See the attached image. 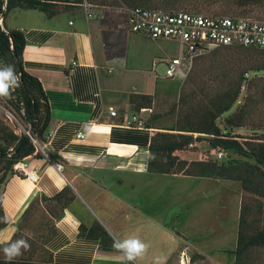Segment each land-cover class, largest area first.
<instances>
[{"label": "crops", "instance_id": "obj_1", "mask_svg": "<svg viewBox=\"0 0 264 264\" xmlns=\"http://www.w3.org/2000/svg\"><path fill=\"white\" fill-rule=\"evenodd\" d=\"M89 3L87 9L82 4L57 3L52 14L15 7L4 16L6 30L24 35L22 69L42 85L50 112L45 137L51 131L53 137L46 148L48 156L35 151L26 156L27 171L36 174V181L16 173L7 179L2 195L7 224L0 229V241L12 237L36 195L53 196L67 186L73 198L54 222L56 232L45 244L51 264H127L119 250L101 249L98 240L80 235L81 225L90 228L95 223L113 240L134 236L150 248L160 239L159 230L170 236L168 250L162 242L160 250L147 249L135 264H151L157 253H162L164 264H180L182 249L189 258L198 253L204 256L192 264H234L235 258L217 260L213 251L185 236L184 230L191 224L189 214L179 217V213L173 222H167L159 194H186L182 186L193 183L190 188L194 186L196 194L212 199L236 194L240 209V186L232 181L148 170L153 133L173 123H159L160 115L153 112L155 98L150 107L136 111L126 94L141 88L135 94L153 95L151 85L143 88L144 73L152 71L128 65L123 52L128 34L146 36L128 29L127 12L121 6L112 10L106 4ZM153 66L151 61V69ZM108 106L116 115L108 113ZM133 116L142 122L140 126ZM236 132L243 133L241 129ZM55 162L61 164L60 170ZM160 182L167 184V190H160ZM222 214L223 220L225 209ZM218 222L212 227L224 230L223 222ZM235 246L236 239L230 245H218L216 254L232 253Z\"/></svg>", "mask_w": 264, "mask_h": 264}, {"label": "trees", "instance_id": "obj_2", "mask_svg": "<svg viewBox=\"0 0 264 264\" xmlns=\"http://www.w3.org/2000/svg\"><path fill=\"white\" fill-rule=\"evenodd\" d=\"M94 3L123 7H150L149 0H91ZM262 0H243L241 3H257ZM83 0H0V60L1 68L11 65L20 77V86L8 97L0 99L21 114V120L29 125L32 136L45 140V132L50 121L49 105L40 81L24 71L17 69L14 54L22 64V52L25 38L18 30H6L3 19L8 11L15 7L39 9L52 14L57 3L81 4ZM158 7V6H154ZM198 5L183 9L200 12ZM174 10V9H165ZM2 13L4 15L2 16ZM233 48H251L264 54V49L256 47L223 46ZM189 57L185 58L187 61ZM183 61V62H184ZM22 66V65H21ZM264 71V61L257 64L253 73ZM171 85L162 91L179 92V78L168 77ZM247 71H243L237 80L218 88L209 89L202 82L192 80V85L179 93L178 102L188 104V110L176 119L170 128H161L152 135L148 146L147 168L154 173L186 174L203 176L214 180L239 183L241 189L256 196L254 202L242 199L240 202L237 226L236 246L232 250L234 264H247L249 253L255 248L264 247V125H254L249 121L251 105L258 103L256 94L264 97V85L256 87L248 83ZM202 83V84H201ZM256 91V92H255ZM153 95L135 94L129 96L136 111L141 107H150ZM235 110L228 113L232 107ZM238 129H248L254 136L236 134ZM27 135L15 132L3 116L0 115V229L6 226L7 219L2 208V195L7 179L14 174L13 164L32 154L35 150ZM22 144L19 148L18 146ZM192 144V146H189ZM18 148V149H17ZM224 155L217 158L216 152ZM73 193L64 187L53 196L36 195L20 216L17 230L12 240L25 238L30 250L12 261L6 260L0 244V264H51V254L46 250L47 240L56 232L54 222L59 219ZM37 219V224L33 220ZM80 235L99 241L100 248L115 250L113 238L99 223L90 228L80 226ZM200 253L190 258V263L202 260ZM127 264H135L129 262Z\"/></svg>", "mask_w": 264, "mask_h": 264}, {"label": "rangeland", "instance_id": "obj_3", "mask_svg": "<svg viewBox=\"0 0 264 264\" xmlns=\"http://www.w3.org/2000/svg\"><path fill=\"white\" fill-rule=\"evenodd\" d=\"M91 0H88L90 2ZM110 3L111 0H105ZM243 0H149L150 7L158 6L160 9H174L183 10L195 5L202 13L206 14H225V15H246L256 18H264V0L261 2H251L247 4L241 3ZM107 5V4H106ZM110 9H116L115 5H108ZM123 8V6H121ZM7 15V14H6ZM129 38L126 41L124 51L128 65H140L141 69L151 70L150 73H144L145 80L143 81V88L151 85L153 94L156 91L154 99L153 112L159 114V123H173L176 119L181 118L188 110V104L178 102L179 93L186 91L191 85L192 80L195 82H202L205 87L209 89L218 88L221 85H226L237 80L239 74L247 71L248 83H254L256 87L264 85V71L254 74L252 71L257 64L264 61V54L259 53L251 48H233L223 46H210L203 50L195 52L187 61L182 63L180 72L174 76L179 78L180 86L178 93H169L162 91L171 85V80L165 75L166 62L179 54L180 44L177 40H151L148 37H141L135 34H128ZM151 61L154 66L151 69ZM150 74V75H148ZM147 76V77H146ZM150 78V79H149ZM201 83V84H202ZM142 90L141 88H139ZM133 91L135 93L136 91ZM256 92V91H255ZM127 96L132 94L131 91L126 92ZM257 102L251 105V113L249 121L254 125H264V97L256 94ZM235 106L228 113H232ZM5 122L13 128L17 133L22 132V126H25L21 119H18L20 124L4 117ZM22 124V125H21ZM243 133H236L242 136H254L248 129H241ZM264 138V136L262 137ZM237 183V182H236ZM193 184V183H191ZM190 184V185H191ZM239 185V183H237ZM185 184L186 194H159L160 203L164 204L162 210L166 212L164 219L171 223L175 216L180 213L179 217L189 214L191 217V224L186 226L184 234L190 240L210 249L215 254V258L220 261L226 260L227 257L233 258V253L216 254L218 245H230L236 239L237 231V195L224 194L221 198H210L204 194H196L193 189L194 186ZM172 186L178 187L177 184ZM240 186V185H239ZM160 190H167V184L159 183ZM188 188V189H187ZM241 188V187H240ZM242 190V189H241ZM241 201L245 199L247 202L253 203L256 196L242 190ZM190 193V194H188ZM264 202V198H260ZM225 201V203H224ZM225 209L226 217L222 220ZM217 217V218H216ZM37 219L33 220V224H37ZM219 219V220H218ZM217 221L219 225L223 222L224 230L217 231L212 227ZM177 229V228H175ZM171 234H175L172 232ZM166 236V235H165ZM162 230H159L157 239L153 241V246L149 250H160L162 242L166 245L170 243L165 237ZM166 250L169 245L165 246ZM162 253H157L154 257L156 264L157 258H162ZM247 264H264V247L253 249L248 255ZM209 260L207 259V262ZM210 262V261H209ZM136 264H143L137 262ZM192 264V263H189ZM208 264V263H207ZM231 264V262H229Z\"/></svg>", "mask_w": 264, "mask_h": 264}, {"label": "built area", "instance_id": "obj_4", "mask_svg": "<svg viewBox=\"0 0 264 264\" xmlns=\"http://www.w3.org/2000/svg\"><path fill=\"white\" fill-rule=\"evenodd\" d=\"M85 9L91 5L88 0L81 3ZM127 12L128 29L137 34L148 37L151 40H177L180 44L179 54L169 59L165 64V75L167 77L176 76L181 69L185 58L191 57L195 52L210 46H241L256 47L264 49V18H256L246 15H225V14H206L202 12H191L185 10H164L157 7H123ZM89 15V14H88ZM0 24L2 17L0 16ZM75 64V63H73ZM2 61L0 60V68ZM0 99L4 100L3 97ZM107 111L110 115H116L112 106H108ZM0 112L4 117L20 124L22 110L16 112L9 104L0 101ZM140 126L142 122L136 118ZM22 121V120H21ZM22 125V124H21ZM30 126H22L32 142L35 152H40L46 156V148L50 144L53 132H49L44 141L32 136L29 131ZM16 132V131H15ZM80 138L84 137L81 132ZM192 146V144H189ZM224 155L222 151L216 152L217 158ZM58 170L61 164L54 163ZM12 169L14 173L20 174L30 181H36L37 176L32 171H27L26 157L16 161ZM180 264H189L190 258L186 250L182 249L179 253Z\"/></svg>", "mask_w": 264, "mask_h": 264}, {"label": "clouds", "instance_id": "obj_5", "mask_svg": "<svg viewBox=\"0 0 264 264\" xmlns=\"http://www.w3.org/2000/svg\"><path fill=\"white\" fill-rule=\"evenodd\" d=\"M20 86V77L16 74L15 69L11 65L0 68V97H8L11 92ZM3 244V254L8 261L14 260L16 257L23 255L24 252L30 250V244L25 238L12 240L11 237L7 241H0ZM113 247L123 253V257L129 262L135 261L138 257H142L148 249V244L138 237H128L123 240H114ZM156 264H164L163 258H157Z\"/></svg>", "mask_w": 264, "mask_h": 264}, {"label": "water", "instance_id": "obj_6", "mask_svg": "<svg viewBox=\"0 0 264 264\" xmlns=\"http://www.w3.org/2000/svg\"><path fill=\"white\" fill-rule=\"evenodd\" d=\"M4 15V13H2V16ZM14 58H15V62H16V65H17V69H18V72H19V74H20V72H21V70H22V66H21V64L18 62V59H17V56L14 54ZM28 139V136L26 137V139H25V141ZM22 144H20L19 146H18V148L21 146ZM17 148V149H18Z\"/></svg>", "mask_w": 264, "mask_h": 264}]
</instances>
